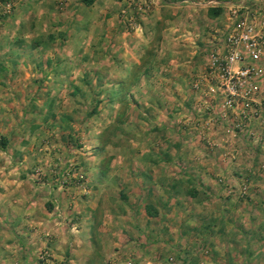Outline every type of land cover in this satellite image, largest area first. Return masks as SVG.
Listing matches in <instances>:
<instances>
[{
    "label": "rangeland",
    "instance_id": "rangeland-1",
    "mask_svg": "<svg viewBox=\"0 0 264 264\" xmlns=\"http://www.w3.org/2000/svg\"><path fill=\"white\" fill-rule=\"evenodd\" d=\"M18 1L0 0V19ZM51 1L58 17L66 13L64 6L70 9L56 19L68 29H60L63 43L55 45L72 52L70 59L32 67L25 59L22 90H0V135L8 134L9 154L0 151V166L17 164L20 173L7 179L21 180L2 190L14 199L7 203L5 245L21 242L23 264H179L172 250L161 251L160 239L150 244L139 235L143 230L127 218L132 206L126 195L135 193L133 175L144 173L139 164L150 161L184 166L164 172L167 178L181 176L183 181L164 188L184 202L204 190L214 197L215 210L228 212L230 201L236 208L242 200L248 211L255 209L264 115L242 123L235 111L220 116L219 96L208 91L212 82L203 76L209 48L229 28L230 7L224 0H93L92 23H85L76 19L84 13L76 7L80 0ZM210 4L217 14L207 12ZM100 8L103 20L95 16ZM148 23L157 29L148 49L154 65L137 83H151V90H134L133 75L126 74L134 49L130 38L134 31L144 33ZM161 27L166 29L160 44ZM6 78L11 82L14 74L4 75V85ZM17 98L23 107H9ZM17 108L22 119L15 123ZM145 148L157 151L142 155ZM198 179L206 183L197 187ZM4 250L2 260L13 253ZM6 264L16 262L8 257Z\"/></svg>",
    "mask_w": 264,
    "mask_h": 264
},
{
    "label": "crops",
    "instance_id": "crops-1",
    "mask_svg": "<svg viewBox=\"0 0 264 264\" xmlns=\"http://www.w3.org/2000/svg\"><path fill=\"white\" fill-rule=\"evenodd\" d=\"M224 1L226 2L224 5L227 7L243 5L251 12L258 11L264 14V0ZM95 4L94 1L90 4H81V2L76 4V7L84 10L83 14H77L76 19H83L85 23H92L90 20H92L91 15ZM163 4L159 3L158 6ZM51 5H53L51 0H19L16 3L14 12L9 17L0 19V90L2 87L5 90H22L24 85L22 71L25 67V59L32 60L30 61L31 65H27L28 67L39 66V62L42 60L43 66H46L49 59L55 61L57 57L58 59H70L72 52L64 49L56 50L55 47L57 43H63L57 37L60 29H63L62 32L68 29L66 24L60 25V21L58 23L56 19L66 17V13H69L70 9L64 6L63 9L66 13L60 12L59 15L61 16L58 17L53 11L54 5L53 7ZM72 5L70 4V6ZM210 5L215 6L214 4ZM222 5L219 4L218 7H225ZM240 10L242 11V7ZM95 16L103 20L105 16L104 9L100 8L99 13ZM155 25L153 29L152 25L148 23L149 27H145L144 33L139 34L134 31L131 35L130 42L132 41L134 49L133 53H130L131 61L126 71V74L133 75V80L129 83L131 89L151 90V83L144 82L142 85L137 82L139 78L145 76L146 70L153 64L155 55H150L148 49L151 47V36L157 30H155ZM165 29L166 27H161L157 31L156 39L160 44ZM9 43H13V45L8 47L7 44ZM7 59L10 60V63L6 61ZM53 65H55V62H53ZM9 73L14 74V78L11 82H8L6 78L5 85L2 84L4 75ZM12 102L13 104H11ZM2 103L3 105L7 104ZM9 104V107L11 105L23 107L24 105L23 101L18 98L11 99ZM21 111L18 108L15 110V123L20 122L22 119ZM3 113L4 116L12 118L8 111H3ZM1 135L8 139L6 132ZM4 149L0 151L8 157V151ZM161 150L164 153L167 152L166 148ZM155 151L157 150L145 148L142 155L153 156ZM178 166L180 168H176ZM168 168L185 171L183 165H168ZM168 168L167 164L159 162L153 164L150 161H145L139 164V169L144 172L142 176L138 177L134 174L131 178L133 179L135 193L130 195L127 192L126 199L132 208L129 206L126 214L127 218L133 221L137 230H143L139 235L144 234L151 240L154 238L160 239L161 245H164V248L161 246V251L172 250L176 261L183 262V264H264V163H261V168L257 166L262 175L255 182L259 192L255 194V209L253 211L247 210V205L244 204L243 200L236 208L232 207L233 204L229 200L232 206H230L228 212L215 210L214 197L204 194V190H197L195 194L188 196L184 202L174 191H165L164 186L166 184L183 181L181 178L178 182L179 177H181L179 174L175 175V179L172 177L167 178V173L164 175V172ZM0 169L3 171V177L0 178V251L5 249V253H7V250L13 252L12 254H5V258L0 259V264H6L8 257L15 260L16 264L21 259L23 264L21 242L15 239L12 243L7 244V247L5 245L8 235L4 225L7 222V203L13 197L10 198L6 191H2L5 188H14V186L18 187L20 185V179H7L9 173H20V168L17 164L4 163L3 166H0ZM186 176L184 175V177ZM197 181V187L200 186V182L206 183L204 180L198 179ZM208 183L210 182L207 181ZM15 197L22 198V196ZM207 249L208 253H204ZM180 262L179 264H181Z\"/></svg>",
    "mask_w": 264,
    "mask_h": 264
},
{
    "label": "built area",
    "instance_id": "built-area-1",
    "mask_svg": "<svg viewBox=\"0 0 264 264\" xmlns=\"http://www.w3.org/2000/svg\"><path fill=\"white\" fill-rule=\"evenodd\" d=\"M230 10L229 28L209 48L203 76L219 96V115L235 111L242 123L264 115V14L243 5Z\"/></svg>",
    "mask_w": 264,
    "mask_h": 264
},
{
    "label": "trees",
    "instance_id": "trees-1",
    "mask_svg": "<svg viewBox=\"0 0 264 264\" xmlns=\"http://www.w3.org/2000/svg\"><path fill=\"white\" fill-rule=\"evenodd\" d=\"M82 3L84 4H90L93 0H80ZM207 12L209 14H217L219 12V8H214V7H211V6H208L207 7ZM6 138L3 136V135H0V148L4 149L5 145H6Z\"/></svg>",
    "mask_w": 264,
    "mask_h": 264
}]
</instances>
